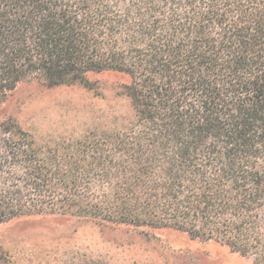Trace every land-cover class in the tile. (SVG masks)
<instances>
[{"label": "trees", "instance_id": "1", "mask_svg": "<svg viewBox=\"0 0 264 264\" xmlns=\"http://www.w3.org/2000/svg\"><path fill=\"white\" fill-rule=\"evenodd\" d=\"M102 72L129 79L121 127L46 143L0 114V224L169 230L264 264V0H0V109Z\"/></svg>", "mask_w": 264, "mask_h": 264}, {"label": "rangeland", "instance_id": "2", "mask_svg": "<svg viewBox=\"0 0 264 264\" xmlns=\"http://www.w3.org/2000/svg\"><path fill=\"white\" fill-rule=\"evenodd\" d=\"M127 76L88 74L58 86H18L0 109L38 142L79 139L121 127L130 115ZM2 264H252L229 248L169 230L138 229L77 217L25 216L0 224Z\"/></svg>", "mask_w": 264, "mask_h": 264}]
</instances>
